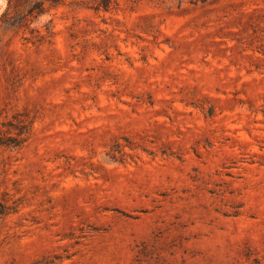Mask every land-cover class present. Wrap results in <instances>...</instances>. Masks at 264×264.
<instances>
[{"label":"rangeland","instance_id":"obj_1","mask_svg":"<svg viewBox=\"0 0 264 264\" xmlns=\"http://www.w3.org/2000/svg\"><path fill=\"white\" fill-rule=\"evenodd\" d=\"M0 264H264V0H7Z\"/></svg>","mask_w":264,"mask_h":264},{"label":"clouds","instance_id":"obj_2","mask_svg":"<svg viewBox=\"0 0 264 264\" xmlns=\"http://www.w3.org/2000/svg\"><path fill=\"white\" fill-rule=\"evenodd\" d=\"M6 6H7V0H0V15L3 14Z\"/></svg>","mask_w":264,"mask_h":264},{"label":"trees","instance_id":"obj_3","mask_svg":"<svg viewBox=\"0 0 264 264\" xmlns=\"http://www.w3.org/2000/svg\"><path fill=\"white\" fill-rule=\"evenodd\" d=\"M99 8H100V6H97V7H95L94 9H95V10H98ZM104 8H106V7H104ZM36 9H37V10L39 9V5L36 7ZM36 9H35V10H36ZM104 10L106 11V9H104Z\"/></svg>","mask_w":264,"mask_h":264}]
</instances>
